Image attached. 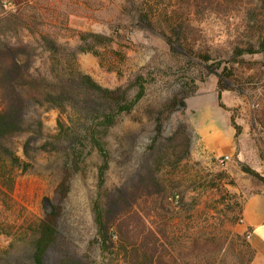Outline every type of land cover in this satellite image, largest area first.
Segmentation results:
<instances>
[{"label": "rangeland", "instance_id": "374dc122", "mask_svg": "<svg viewBox=\"0 0 264 264\" xmlns=\"http://www.w3.org/2000/svg\"><path fill=\"white\" fill-rule=\"evenodd\" d=\"M12 1L16 3L12 11L24 10L29 18L36 14L38 32L32 34L22 28L18 34L26 40L34 39V43L41 30L50 32L68 48L78 46L82 31L115 35L114 48L127 52L122 72L103 65L92 52H78L74 64L77 71L92 75L103 86H124L136 96L134 80L140 74L146 77L145 95L130 112L118 116L106 136L110 158L104 186L126 185L148 169L146 166L151 167L156 132L151 110L182 95L181 107L165 132L170 135L184 124L192 137L191 154L184 161L188 164L175 175L181 182L178 193L169 199L176 201L182 195L188 201L196 199V212L214 222L223 218L225 208L231 215L236 213L229 209L230 204L236 209L242 206L238 221H227L223 228L235 237L247 235L255 249L251 264H264V242L246 224L244 214L248 201L264 194V182L243 170L245 163L264 174V50L258 45L255 53L237 55L235 61L231 56L240 40L250 37L257 41L264 34V25L249 27L246 17L250 6L257 4L264 9V0H215L214 6L203 11L204 5L198 6L195 0ZM137 6L149 12L152 23L140 18ZM165 11L183 13L188 20L185 47L167 27L169 36L166 35L160 23L165 22ZM10 12L0 3V19ZM13 27L4 29L6 34L1 32L0 37L10 35L15 40L18 35ZM106 50L109 55L113 53ZM201 53L209 55V59L205 60ZM47 57L48 53L39 47L36 66L46 71L50 64ZM183 89L189 92L187 96L181 92ZM31 113L36 116L34 125H39L42 132L36 135L34 126L16 138L24 165L16 169L14 191L10 196L0 195V264H38L33 242L39 222L50 213L57 214L58 237L42 264H58L67 254L87 257L94 264H126L121 255L104 250L96 240L94 206L102 192V154L87 141L67 148L66 140L60 136L61 119L72 123L83 116L62 112L47 103L33 104ZM211 125L233 131L230 146L215 147L218 141ZM28 140L32 142L29 154L25 152ZM228 153L231 158L223 161ZM66 176L67 186L61 187ZM215 181L218 186L212 187ZM154 198L143 193L139 198L140 212L148 224L157 227L159 215ZM229 259L232 264L237 255L230 253Z\"/></svg>", "mask_w": 264, "mask_h": 264}, {"label": "trees", "instance_id": "16d2710c", "mask_svg": "<svg viewBox=\"0 0 264 264\" xmlns=\"http://www.w3.org/2000/svg\"><path fill=\"white\" fill-rule=\"evenodd\" d=\"M214 1L195 0L198 6L204 5L202 11L204 8L208 9L209 5L214 6ZM231 1L236 0H228L229 3ZM12 2L16 5L15 1ZM0 3L4 5V0H0ZM136 9L144 22L152 23L149 12H143L138 6ZM10 10L8 15L0 19V24L4 21L0 25V34H6L4 29L12 26L17 35L22 28H27L32 34L38 32L35 29L36 14L29 18L24 10ZM163 14L165 22L161 20L160 23L166 35L169 36L167 27L174 32L181 46L185 47L183 39L188 38V20L183 13L176 11H165ZM246 17L249 27L252 24L264 25V9L257 4L247 8ZM38 34L35 38L37 43H34V39L26 40L19 35L15 40L10 35L4 39L0 37V195L3 193L10 196L16 186V169L24 165L18 153L16 138L34 126L36 135L42 132V128L34 125L32 121L36 118L31 113L32 105L47 103L49 106L59 107L62 112L72 111L83 116L79 122L73 120L68 123L60 120V136L66 140L67 148L87 141L104 158L100 165L102 192L94 206L96 240L104 250L118 253L126 264H229L230 253L237 255L232 264H251L255 249L247 235L235 237L223 228L227 221H238L242 206L238 205L240 207L236 209L234 204H230L229 209L236 213L231 215L225 208L223 218L214 222L208 217L204 221V217H201L203 213L196 212V199L188 201L184 195L176 201L169 199L173 193H178L176 189L181 182L177 181L175 175L181 166L188 164L184 161L191 154L192 137L184 124H179L170 135L165 132L173 114L181 107L182 95L175 96L157 109L151 110L156 122L151 147V167L146 166L148 169L126 185L105 187V173L110 158L106 136L116 124L118 116L123 112H130L145 95L146 77L142 74L136 77L133 85L138 92L136 96H132L129 88L103 86L92 75L77 71L74 64L78 52H92L100 57L103 65L122 72V63L127 59V52L114 48L115 35L82 31L78 46L68 48L48 31L41 30ZM258 45L260 50H264V34L257 41L250 37L246 41L240 40L233 48L232 60H237V55L255 53ZM39 47L43 53H48L50 64L46 71L36 66ZM106 49L113 53L107 54ZM201 56L205 60L210 57L203 53ZM181 92L185 96L189 94L184 89ZM72 117L70 115L71 119ZM31 143L28 140L25 144L27 154L30 153ZM243 170L264 182V174L250 165L244 163ZM68 179L69 176L64 178L61 187L67 186ZM214 186H218L216 181L212 183V187ZM143 193L155 197L154 206L159 215L157 227L148 224L140 212L139 198ZM139 224H142L141 228ZM57 237V214L50 213L39 222L33 242L34 258L38 264L44 262L46 252ZM58 264L94 263L87 257L67 254Z\"/></svg>", "mask_w": 264, "mask_h": 264}, {"label": "crops", "instance_id": "0c3cea01", "mask_svg": "<svg viewBox=\"0 0 264 264\" xmlns=\"http://www.w3.org/2000/svg\"><path fill=\"white\" fill-rule=\"evenodd\" d=\"M211 128L214 129V139L218 141V145H216L217 142H215L216 148L230 146V141L233 136L232 130L225 132L217 125H211ZM210 146L212 147L214 145ZM244 214L246 224L252 227L253 233L257 235L258 239L264 242V194H257L250 201H248L244 207Z\"/></svg>", "mask_w": 264, "mask_h": 264}, {"label": "built area", "instance_id": "2783aa9c", "mask_svg": "<svg viewBox=\"0 0 264 264\" xmlns=\"http://www.w3.org/2000/svg\"><path fill=\"white\" fill-rule=\"evenodd\" d=\"M4 5L7 8H14L16 5L11 0H4ZM231 158L230 154H226L223 157V161H228Z\"/></svg>", "mask_w": 264, "mask_h": 264}, {"label": "water", "instance_id": "95a60500", "mask_svg": "<svg viewBox=\"0 0 264 264\" xmlns=\"http://www.w3.org/2000/svg\"><path fill=\"white\" fill-rule=\"evenodd\" d=\"M46 203H47L48 206L50 205V200H49V198H46Z\"/></svg>", "mask_w": 264, "mask_h": 264}]
</instances>
